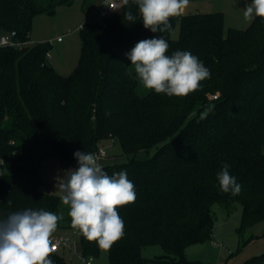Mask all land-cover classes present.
<instances>
[{"label": "trees", "instance_id": "trees-1", "mask_svg": "<svg viewBox=\"0 0 264 264\" xmlns=\"http://www.w3.org/2000/svg\"><path fill=\"white\" fill-rule=\"evenodd\" d=\"M102 1L79 30V63L67 77L47 58L49 42L0 50V219L27 208L57 213L60 198L41 190L43 163L56 158L73 169L75 152L94 153L103 141L116 140L129 159L102 168L109 176L126 170L137 198L118 209L124 235L108 249V264H200L187 261L184 250L213 237L214 203L241 204L240 236L264 222V19L225 33L222 12L196 13L172 18L170 31L153 33L132 0L100 19ZM73 3L0 0L1 29L26 41L37 16ZM126 11L136 16L134 23L124 18ZM159 36L169 55L190 51L210 70L199 91L142 95L141 84L126 74V54ZM205 109L211 111L202 119ZM155 147L154 155L137 157ZM223 164L242 186L238 195L219 188ZM78 234L83 257L99 258L97 243ZM156 245L164 255L143 257L145 247ZM50 258L65 264L60 253ZM251 262L264 264V254Z\"/></svg>", "mask_w": 264, "mask_h": 264}, {"label": "clouds", "instance_id": "clouds-1", "mask_svg": "<svg viewBox=\"0 0 264 264\" xmlns=\"http://www.w3.org/2000/svg\"><path fill=\"white\" fill-rule=\"evenodd\" d=\"M132 2L138 7L144 28L153 33L170 31V20L182 16L189 5V0ZM128 5L129 0H122L121 4L108 6L120 10ZM243 16L246 21L264 19V0H251L245 5ZM124 18L136 21L131 11L124 12ZM168 49L162 36L139 41L126 54L131 61L126 74L156 94L186 97L199 91L202 82L211 78L210 70L190 51L176 50L169 55ZM210 111L205 109L201 118H206ZM74 157L78 167L65 170L63 177H55L56 192L68 208L71 228L100 248L109 249L124 235L125 225L118 209L135 202V185L126 170L109 176L93 153L77 151ZM229 167L223 164L216 179L222 192L238 195L242 186L230 174ZM11 203L9 200V207ZM63 219V212L31 208L0 219V264H53L52 238Z\"/></svg>", "mask_w": 264, "mask_h": 264}, {"label": "rangeland", "instance_id": "rangeland-1", "mask_svg": "<svg viewBox=\"0 0 264 264\" xmlns=\"http://www.w3.org/2000/svg\"><path fill=\"white\" fill-rule=\"evenodd\" d=\"M99 1L101 0H74L70 6L58 7L52 15H39L34 19L31 40L37 43L51 42L50 63L62 76L71 75L78 66L82 47L79 30L85 23L87 15L95 11ZM121 2L122 0L119 4ZM249 3L251 2L248 0H189L183 15L222 12L225 17V33L230 28L245 30L252 22L246 21L243 16L245 5ZM98 18L95 16L93 20ZM178 37L179 25L172 34V38ZM58 38H62L61 43L55 41ZM148 91L141 85L142 95ZM100 148L105 153V158L99 162L102 167L127 162L129 159L123 154L122 147L116 140H105ZM156 151L157 147L151 149L149 153L141 152L137 157L145 159L154 155ZM65 170L68 169L56 158L45 161L41 170V190L59 197L55 188V177L57 175L63 177ZM211 211L215 219L213 237L209 241L187 247L184 250L186 260L200 264H257L251 260L264 254V222L253 225L240 236L237 229L243 216L241 204L235 203L231 209H227L221 203H214ZM60 212H63L64 219L59 222L53 238L69 235L74 243L71 249H63L59 253L63 255L65 264H83L80 237L78 231L71 228L67 206L61 204L57 214ZM142 254L146 259H152L164 255L165 251L159 245L148 246L143 249ZM93 264H108V249L101 248L100 256L94 259Z\"/></svg>", "mask_w": 264, "mask_h": 264}, {"label": "built area", "instance_id": "built-area-1", "mask_svg": "<svg viewBox=\"0 0 264 264\" xmlns=\"http://www.w3.org/2000/svg\"><path fill=\"white\" fill-rule=\"evenodd\" d=\"M121 0H103L100 4L99 9V17L100 19H103L107 16H110L115 10H113L109 4H118ZM82 27V26H81ZM81 29V28H80ZM58 42L62 41V38L57 39ZM51 44V42H49ZM35 44L30 40V38L26 41L20 40L17 36L16 31L11 32H5L1 29L0 25V50L5 48H13V49H22L23 47L27 45H33ZM47 58L51 59L50 53L47 54ZM1 71H0V92H1ZM218 95L213 96V99H217ZM93 154H95L98 158V162H100L101 159L105 158L104 150L101 148H98ZM0 175H2V169L0 168ZM76 234V232H74ZM52 243L55 245V251L53 254H57L63 249H71L73 245V240L69 235L64 236H57L55 238H52ZM83 264H93L94 259L93 258H85L82 259Z\"/></svg>", "mask_w": 264, "mask_h": 264}, {"label": "crops", "instance_id": "crops-1", "mask_svg": "<svg viewBox=\"0 0 264 264\" xmlns=\"http://www.w3.org/2000/svg\"><path fill=\"white\" fill-rule=\"evenodd\" d=\"M100 2V1H99ZM99 2H98V4H99ZM98 6V5H97ZM30 40H31V35H30ZM32 41V40H31ZM57 43H61V42H58L57 40H55ZM32 42H34V41H32ZM34 43H37V42H34Z\"/></svg>", "mask_w": 264, "mask_h": 264}, {"label": "water", "instance_id": "water-1", "mask_svg": "<svg viewBox=\"0 0 264 264\" xmlns=\"http://www.w3.org/2000/svg\"><path fill=\"white\" fill-rule=\"evenodd\" d=\"M54 264V263H53Z\"/></svg>", "mask_w": 264, "mask_h": 264}]
</instances>
